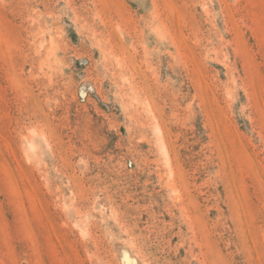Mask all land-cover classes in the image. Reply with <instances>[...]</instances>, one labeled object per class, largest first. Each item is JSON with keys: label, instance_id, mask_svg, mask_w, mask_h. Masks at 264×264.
Instances as JSON below:
<instances>
[{"label": "rangeland", "instance_id": "rangeland-1", "mask_svg": "<svg viewBox=\"0 0 264 264\" xmlns=\"http://www.w3.org/2000/svg\"><path fill=\"white\" fill-rule=\"evenodd\" d=\"M0 264H264V0H0Z\"/></svg>", "mask_w": 264, "mask_h": 264}]
</instances>
